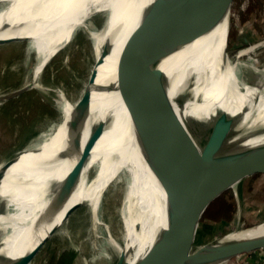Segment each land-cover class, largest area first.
<instances>
[{"label": "bare ground", "instance_id": "6f19581e", "mask_svg": "<svg viewBox=\"0 0 264 264\" xmlns=\"http://www.w3.org/2000/svg\"><path fill=\"white\" fill-rule=\"evenodd\" d=\"M154 1L0 0V46L25 44V62L30 65L26 76L23 73L25 70H21L15 61L10 60L6 65L3 73L8 78V85L7 88H0V115L5 108L12 109L15 115L13 121H17L18 117L23 118L26 120L24 125H28L27 122L36 115L52 119L40 136L27 146L18 161L5 166V159L0 160V196H3L0 205V253L11 257L7 264H34L39 253L64 227L65 222H68L70 233L74 223H77L76 212L85 205L92 213L97 237L103 238L105 242L93 246V249L100 250V256L109 257L107 249H104L107 246L116 254L133 248L135 252L132 256L136 258L151 245L157 231L166 224L165 194L148 166L147 153L150 152L151 137L156 129L163 127L171 133L178 132L175 121L162 108L163 94L183 116L208 117L219 109L239 114L243 106L247 105L249 110L244 115L245 119L264 124V88L249 82L246 71L251 64L244 60L246 57L248 60L254 58L252 61L255 62V56L261 57L264 38L250 45L236 43V51L229 55L228 69L223 71L219 66L223 53L228 49V36L234 26L239 32L248 29L235 25L232 20L233 17H240V11L234 5L235 0L226 26L197 41L172 64L168 56H163L157 23L151 22V26L136 35L143 11ZM99 13L105 17L102 23L97 19ZM117 29L119 31L116 33ZM144 34L151 37L147 51L149 58L147 61L145 57L137 59L136 68L131 72L132 78L136 80L141 76L149 77L147 94L143 102L135 104L130 118L126 101L121 92L115 89L113 67L128 45L130 54H133ZM88 40L94 52V62L87 81L75 99L65 83L66 80L70 82L74 71L63 74L58 70L47 76L44 70L62 48L65 59L73 53L72 47L76 44L81 52L87 48L83 53L87 55ZM107 40L110 42L109 51L104 62L97 66V59L103 51L106 52L103 49ZM81 41L87 42L83 44ZM75 63L79 67L83 65L79 60ZM95 69L97 77L91 82L90 77ZM194 77L196 85L193 90L196 95L204 91L206 97L202 102L197 97L187 99L181 106L179 98ZM140 90L141 87L138 88ZM25 101L30 104L28 110L18 106ZM93 109H96L97 117ZM80 111H83L87 121L85 140L94 126L105 120L106 128L102 135L81 154L71 152L52 165L36 167L34 159L37 156L49 157L60 149L69 116ZM39 126L42 128L43 124ZM21 128L23 124L18 126L15 140L20 136ZM243 145V136H237L233 149H240ZM254 158L264 160V141L252 160ZM79 161L84 167L80 179L76 180ZM3 166L6 168L4 171L1 169ZM119 183L124 185L119 213L123 231L120 234L114 231V235L104 218V199L109 187ZM61 189L70 190L69 198L55 210L41 238L37 241L29 238L31 228ZM137 223H142L139 231ZM55 226H58L56 231L50 234ZM262 232L264 219L253 226L235 229L229 236ZM48 234L51 236L42 241ZM69 238L72 240L71 234ZM40 243L36 254L27 255ZM93 254L87 259L85 256L83 260L94 262ZM81 258L77 254L72 264H83ZM225 258L224 251L215 252L198 264H228L232 260Z\"/></svg>", "mask_w": 264, "mask_h": 264}, {"label": "water", "instance_id": "95a60500", "mask_svg": "<svg viewBox=\"0 0 264 264\" xmlns=\"http://www.w3.org/2000/svg\"><path fill=\"white\" fill-rule=\"evenodd\" d=\"M233 1L155 0L153 5L149 4L143 11L136 35L151 26V22L157 23L163 56H168L172 64L197 41L226 26ZM118 31L119 29L116 33ZM243 44L250 45L251 42L244 37ZM150 45L151 37L144 34L137 43L138 50L134 48L131 55L128 45L121 58L114 63L115 89L121 92L126 101L130 118L133 116L135 104L145 100L146 84L149 80V77L142 76L137 80L132 78V72L136 68L135 61L144 57L147 61ZM109 47L110 42L107 40L103 49L106 52L103 51L97 59V66L104 62ZM219 66L223 71L228 69V51L223 53ZM97 73L95 69L90 77L91 82L96 80ZM195 81V77L190 79L179 98V105L182 106L185 100L195 97L199 102L205 99L204 91L196 95L193 90ZM255 85L264 88V82ZM161 105L175 121L178 132L171 133L163 127L156 129L151 137L147 160L154 178L165 194L166 224L157 231L151 245L138 257L132 256L135 251L131 248L122 251L115 264H198L215 252L224 251L225 259L229 260L264 248V232L240 237H230L228 232L203 244L195 243L201 215L210 203L247 175L259 169L264 170V160L259 158L252 160L257 148L264 141L263 122L245 119L244 115L249 110L247 105L243 106L242 113L239 114L219 109L208 117L183 116L169 103L165 94L162 96ZM82 107L84 109V106ZM82 113L83 111L71 113L60 149L49 157L37 156L34 159L36 167L52 165L71 152L81 154L98 140L106 128V121H99L85 140L87 121ZM237 136H243L244 145L234 150ZM142 144L144 145V142ZM26 148L27 146L20 148L14 155L5 159V166L18 161ZM79 164L76 180L80 179L84 167L80 161ZM5 166L1 168L3 171L6 169ZM69 195V189L59 191L49 208L31 228L29 238H35L36 241L41 238L55 210L69 198ZM2 199L3 196H0V205ZM57 227L55 226L50 234L54 233ZM136 228L138 231L141 230L142 223H137ZM49 236L51 235H46L42 241L47 240ZM41 243L32 248L27 255L36 254ZM10 259V256L0 253V264H7Z\"/></svg>", "mask_w": 264, "mask_h": 264}, {"label": "rangeland", "instance_id": "374dc122", "mask_svg": "<svg viewBox=\"0 0 264 264\" xmlns=\"http://www.w3.org/2000/svg\"><path fill=\"white\" fill-rule=\"evenodd\" d=\"M234 5L235 8L240 11V17H233L232 19L234 24L248 27V29L239 32L236 30V26H234L235 28L229 33V45L227 47L229 55L236 51L234 48L236 43L240 42L243 44L244 37H247L251 44L258 43L264 38V0H235ZM97 17L100 23L104 22L105 17L103 13H99ZM81 42L85 44L87 41ZM87 45V55L83 54L87 48L81 52V50L77 48L78 44H76L72 47L73 53L67 59H65L63 53L64 48H62L44 70L47 76L53 75V72L58 70L63 74H68L70 70L71 72L74 71L70 76V82L66 80L65 83L68 85L72 98L75 99L78 97L82 86L87 81V75L94 62V52L89 40L86 46ZM260 56L261 57L255 56L257 57L255 62L252 61L254 58L252 60H248L247 57L244 59L248 64H251V66L247 68L246 77L252 84L264 82V52ZM25 57V44L23 43L17 44L16 46H0V88H7L8 78L5 76L6 74L3 73V70L10 60L15 61L16 64L20 66L21 70H25L23 72L24 75H27L26 71L30 65L26 64ZM77 60L83 65L80 67L76 66L75 61ZM72 63H74V65ZM56 78L59 80L58 76H56ZM28 105L30 106L28 101L20 105L18 104V106L25 107L27 110ZM93 110H95L97 117L96 109ZM3 112L4 113L0 115V118L3 117V119H0V160L7 159L19 151L20 148L22 149L28 146L32 141L36 140L43 132V129L52 122L51 118L47 120L45 117L41 118L36 115L27 122L28 125H24L26 120L23 118L18 117L17 121H13L15 115H13L14 112L12 109L5 108ZM18 122L23 124V128L20 129L21 134L17 140H15L16 138L14 139V135L20 125ZM40 123L43 124L42 128L39 126ZM14 140L15 142L13 143L12 141ZM123 192L124 185L119 183L109 187L105 193L103 214L104 218L110 224L113 234L114 231L117 234L123 231V225L119 215ZM76 218L77 223H74L72 227L74 230L72 229L69 233L68 222H65L63 225L64 227H61V230L53 236L54 238L50 240L47 246L39 253L34 264H72L77 254L82 256L81 261H83V264H115L119 254H116L111 247L104 246V249L106 248L110 254L109 257L100 256V250L93 249L94 244H101L103 241V245L105 242L103 238L97 237L95 233L92 213L88 206L85 205L83 208H80L76 212ZM263 219L264 170L259 169L244 177L234 187H229L210 203L201 215L200 224L195 236V243L196 245L203 244L235 229L253 226ZM70 234L72 235V240L69 238ZM78 246L81 251L78 250ZM259 252L263 253L264 248L253 250L247 254L241 255V257H236L232 259L231 262L229 261L228 264H264V254H262L260 258L258 257L257 260H254L253 263L250 262ZM92 254L93 257H95L94 262L87 261L86 259L88 256ZM85 256L86 259L83 260Z\"/></svg>", "mask_w": 264, "mask_h": 264}, {"label": "crops", "instance_id": "0c3cea01", "mask_svg": "<svg viewBox=\"0 0 264 264\" xmlns=\"http://www.w3.org/2000/svg\"><path fill=\"white\" fill-rule=\"evenodd\" d=\"M262 254H264V252L263 253H261V252H259V254L258 255H255L253 258L254 259H252V260H250V262H254V260H257L258 259V257L260 258V256H262Z\"/></svg>", "mask_w": 264, "mask_h": 264}]
</instances>
